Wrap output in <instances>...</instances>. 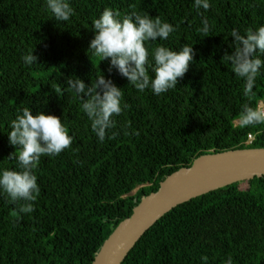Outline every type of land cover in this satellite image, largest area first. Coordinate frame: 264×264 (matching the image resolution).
<instances>
[{"label":"trees","instance_id":"16d2710c","mask_svg":"<svg viewBox=\"0 0 264 264\" xmlns=\"http://www.w3.org/2000/svg\"><path fill=\"white\" fill-rule=\"evenodd\" d=\"M75 15L57 21L46 0H0V168L21 171L9 143L10 122L28 107L58 117L73 138L56 157L42 155L34 170L39 195L13 200L0 191V264H92L103 243L132 215L143 197L201 156L264 149V125L240 128L244 105L264 103V66L251 97L231 71L237 42L264 24V0H68ZM105 8L147 14L172 24L163 45L193 49V61L176 87L162 95L138 93L110 64L92 56V21ZM207 21L210 34L197 31ZM37 57L25 65V55ZM264 61V55H259ZM151 63V56L148 57ZM149 74L153 75L151 68ZM98 77L123 92L128 107L110 117L101 138L79 106ZM84 91H69L68 80ZM56 86L60 93L56 92ZM127 124V127L124 125ZM259 133V134H257ZM254 137L251 144L248 136ZM35 195V193H30ZM31 207L30 212L22 211ZM264 264V178H254L184 203L158 220L122 264Z\"/></svg>","mask_w":264,"mask_h":264},{"label":"clouds","instance_id":"9594fccd","mask_svg":"<svg viewBox=\"0 0 264 264\" xmlns=\"http://www.w3.org/2000/svg\"><path fill=\"white\" fill-rule=\"evenodd\" d=\"M194 6L208 10L211 3L210 0H195ZM46 11L57 21H69L75 15L68 0H46ZM210 27L209 22L205 21L204 27L197 31L202 36H208ZM92 28L95 33L90 42L92 56L99 61L109 59L110 64L128 79L138 93H144L150 88L153 95L159 96L174 89L178 78H183L189 63L193 61V49L188 45L180 51H173L163 45L149 51L147 42H154L157 37L162 41L166 40L176 31L172 24L159 17L149 18L146 13L139 14L135 10L131 14L122 15L119 11L105 8L92 21ZM230 35L235 37L237 46L234 55L225 56L224 60L232 61L231 71L237 78H243L244 95L251 97L259 69L264 66V61L259 58V55H264V24L256 27L255 31L252 28L246 29L243 35H238L233 29ZM36 59L30 54L23 57L25 65H32ZM149 68L153 75L149 74ZM68 85L69 91L74 89L77 94L85 88L78 79H69ZM95 88H101L102 92L94 94L81 104L79 110L90 122L91 131L102 138L104 128L111 126L110 117L121 115L128 105L123 103L122 90L111 81L106 82L103 77H98L89 92H93ZM55 90L57 93L61 91L58 86ZM260 125H264V105H244L243 111L239 113L238 126L255 128ZM10 127L8 140L17 148L15 158L22 170L0 168V191L7 193L13 200L20 197L32 200L39 195L34 170L40 164V157L58 156L71 146L73 138L58 117L42 112L32 115L28 107L18 112L10 122ZM21 210L30 212L32 209L28 206ZM207 259L202 256V264H207ZM227 264H233L231 256L228 257Z\"/></svg>","mask_w":264,"mask_h":264},{"label":"water","instance_id":"95a60500","mask_svg":"<svg viewBox=\"0 0 264 264\" xmlns=\"http://www.w3.org/2000/svg\"><path fill=\"white\" fill-rule=\"evenodd\" d=\"M264 178V149H238L196 159L143 197L103 243L92 264H122L140 238L176 207L237 183Z\"/></svg>","mask_w":264,"mask_h":264},{"label":"built area","instance_id":"2783aa9c","mask_svg":"<svg viewBox=\"0 0 264 264\" xmlns=\"http://www.w3.org/2000/svg\"><path fill=\"white\" fill-rule=\"evenodd\" d=\"M259 105H264V104L261 103V104H259ZM247 140H248L247 143H248V144H251V143L254 141V137L251 136V135H249Z\"/></svg>","mask_w":264,"mask_h":264},{"label":"rangeland","instance_id":"374dc122","mask_svg":"<svg viewBox=\"0 0 264 264\" xmlns=\"http://www.w3.org/2000/svg\"><path fill=\"white\" fill-rule=\"evenodd\" d=\"M235 124L238 125V122H236Z\"/></svg>","mask_w":264,"mask_h":264},{"label":"bare ground","instance_id":"6f19581e","mask_svg":"<svg viewBox=\"0 0 264 264\" xmlns=\"http://www.w3.org/2000/svg\"><path fill=\"white\" fill-rule=\"evenodd\" d=\"M262 102H260V104H261ZM262 104H264V103H262Z\"/></svg>","mask_w":264,"mask_h":264}]
</instances>
